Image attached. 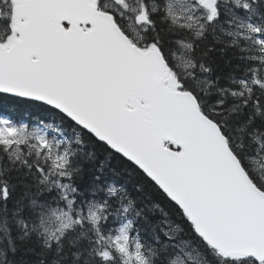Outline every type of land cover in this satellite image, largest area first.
<instances>
[{
	"label": "snow or ice",
	"instance_id": "snow-or-ice-1",
	"mask_svg": "<svg viewBox=\"0 0 264 264\" xmlns=\"http://www.w3.org/2000/svg\"><path fill=\"white\" fill-rule=\"evenodd\" d=\"M0 264H264V0H0Z\"/></svg>",
	"mask_w": 264,
	"mask_h": 264
}]
</instances>
